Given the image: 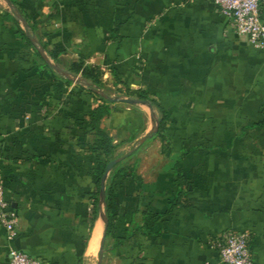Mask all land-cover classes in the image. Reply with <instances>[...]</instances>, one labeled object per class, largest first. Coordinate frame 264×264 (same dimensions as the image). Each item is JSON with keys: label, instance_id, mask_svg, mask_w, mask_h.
<instances>
[{"label": "crops", "instance_id": "crops-1", "mask_svg": "<svg viewBox=\"0 0 264 264\" xmlns=\"http://www.w3.org/2000/svg\"><path fill=\"white\" fill-rule=\"evenodd\" d=\"M9 1L0 182L19 224L11 240L0 226V264L11 250L98 264L105 229L103 264H222L213 243L229 232L249 233L264 264V49L215 0ZM46 60L85 83L73 65L99 67L107 95L143 94L153 107L103 102ZM99 106L111 156L96 147ZM120 158L101 210L103 168Z\"/></svg>", "mask_w": 264, "mask_h": 264}, {"label": "built area", "instance_id": "built-area-1", "mask_svg": "<svg viewBox=\"0 0 264 264\" xmlns=\"http://www.w3.org/2000/svg\"><path fill=\"white\" fill-rule=\"evenodd\" d=\"M220 12L231 22L239 37L247 39L255 48L264 49V23L261 7L264 0H215ZM19 218L6 199L0 182V226L11 240L15 236ZM213 245L219 250L222 264H256L250 250L249 233L229 232L219 237ZM10 264H48L28 253L10 251Z\"/></svg>", "mask_w": 264, "mask_h": 264}, {"label": "trees", "instance_id": "trees-1", "mask_svg": "<svg viewBox=\"0 0 264 264\" xmlns=\"http://www.w3.org/2000/svg\"><path fill=\"white\" fill-rule=\"evenodd\" d=\"M72 73L75 75L81 74L82 78L87 81L88 83L91 84L92 87H96L99 89H104L102 77H103V72L99 67L96 66H85L83 63L80 64H75L72 67L71 70ZM70 82V81H68ZM131 93L128 92L127 96H130ZM137 99L143 100V101H148L153 105V101L146 97L143 94H140L136 97ZM103 102H107V100L102 99ZM109 110L107 109V106H99L97 107L92 115V123L94 125L95 131H96V147L102 149L107 156H111L114 151H115V146L113 145V140L106 134L104 133L100 128L99 124L101 119L108 114ZM107 164L103 168L102 174L105 173ZM108 199V198H107ZM97 206H98V197H97ZM106 214L107 217L109 216V206H108V200H107V208H106Z\"/></svg>", "mask_w": 264, "mask_h": 264}, {"label": "water", "instance_id": "water-1", "mask_svg": "<svg viewBox=\"0 0 264 264\" xmlns=\"http://www.w3.org/2000/svg\"><path fill=\"white\" fill-rule=\"evenodd\" d=\"M10 6H11V3L9 0H5ZM17 17L19 19H21L25 25V27H27V24L26 22L23 20V18L17 14ZM46 59V58H45ZM48 62V64L53 67L56 71H58L59 73H61L62 75H64L66 78L68 79H72L73 81L75 82H79V83H84L86 84L88 87H90L89 83H85L83 82L81 79H78L74 76H72L70 73L68 72H65L63 71L62 69H60L58 66H54L52 65L48 60H46ZM93 92L96 93L97 95H99L100 97H102L103 99L111 102V103H116V102H121V103H126V104H131V105H137V104H142V105H147L149 107H153L152 104L148 101H143V100H140V99H132V98H120V97H110L109 95H107L104 91L102 90H99V89H95V88H92ZM123 160V158H120V159H117V160H114L112 162H110L107 166V170L104 174V177L102 179V184H101V196H100V200H99V206L101 208V210H103V207H104V203H105V194H106V179H107V172L108 170L115 166L116 164L120 163L121 161ZM102 215H103V218H104V221H105V224L106 226L108 225V217H107V214L106 212L102 211ZM105 237H106V229L104 231V234H103V241H102V245H101V250H100V257H99V262L98 264H102L103 263V256H104V242H105Z\"/></svg>", "mask_w": 264, "mask_h": 264}, {"label": "bare ground", "instance_id": "bare-ground-1", "mask_svg": "<svg viewBox=\"0 0 264 264\" xmlns=\"http://www.w3.org/2000/svg\"><path fill=\"white\" fill-rule=\"evenodd\" d=\"M100 234V231L98 229V231L96 232V235L92 241V245H91V252H96V250L98 249V246H99V235Z\"/></svg>", "mask_w": 264, "mask_h": 264}, {"label": "rangeland", "instance_id": "rangeland-1", "mask_svg": "<svg viewBox=\"0 0 264 264\" xmlns=\"http://www.w3.org/2000/svg\"><path fill=\"white\" fill-rule=\"evenodd\" d=\"M102 72H103V71H102ZM103 79H104V77H102V81H103L102 83H103V85L105 86V84H106L107 82H104ZM98 89H99V88H98ZM101 90H103V89H101ZM103 260H104V259H103ZM102 264H103V263H102Z\"/></svg>", "mask_w": 264, "mask_h": 264}]
</instances>
